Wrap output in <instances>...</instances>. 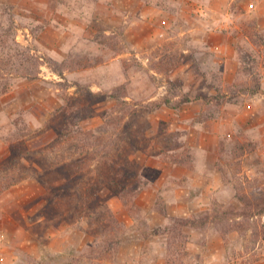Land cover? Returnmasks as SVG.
<instances>
[{"label":"rangeland","instance_id":"rangeland-1","mask_svg":"<svg viewBox=\"0 0 264 264\" xmlns=\"http://www.w3.org/2000/svg\"><path fill=\"white\" fill-rule=\"evenodd\" d=\"M0 92V264H264V214L163 232L264 188V0H0ZM115 94L134 136L122 170L140 179L129 205L89 197L95 170L69 175L88 147L53 145L76 127L118 136ZM79 178L67 207L56 191Z\"/></svg>","mask_w":264,"mask_h":264},{"label":"trees","instance_id":"trees-1","mask_svg":"<svg viewBox=\"0 0 264 264\" xmlns=\"http://www.w3.org/2000/svg\"><path fill=\"white\" fill-rule=\"evenodd\" d=\"M35 61V57L32 56L26 57L25 59V63L28 62L30 64H37ZM61 65L62 64H59V66L54 68L58 73H62ZM24 72L23 76L26 77H34L35 75L33 67L28 64ZM3 87L4 88L2 89H4L3 91L5 92L7 86L4 85ZM112 97L116 98L117 105L104 115V125L109 129V131L112 130L111 127H121L118 136L113 134H110L109 136L104 133H99L98 136L96 133L91 131L85 132L81 130V128L76 127L75 129H71L67 132H61L60 139L54 142L53 145L57 143H64L68 152L78 148V153L80 152L79 150L84 151V148L88 147L86 148V157L79 158L77 160L71 159L64 163V166L69 171V175L71 177H82L85 174L86 169L89 172H93L95 170V178L90 179L89 182L88 178H84L85 186L83 185V188L88 189L87 194L90 195L89 197L93 196L100 187H107L116 193L125 205H129L130 202L133 203V197L136 195L140 179L139 176H135L128 170L122 169L125 166H129V162L126 159V153L128 151V147L133 144L132 139L134 136L131 131L130 120H122L123 115L112 113L113 110L121 109L122 104L118 94H115ZM225 97L226 93L223 92L222 94L218 93L209 95L205 100L206 102L221 104L226 100ZM182 101H188V98L183 97ZM170 103L171 98L165 97L161 100V102H155L149 110L156 109L162 104L168 105ZM80 179L81 178L75 182L72 188L58 189L56 191V199H59V201L67 205V207H71L72 203H79L83 201L81 193L77 194L76 200H73V198L69 196L71 189L77 190V187L80 186ZM54 196L55 195L51 193V199ZM236 197L242 203L239 210H235L232 206H229L226 209H221L220 206L214 205L210 210H206L198 214H193L188 217H175L172 222L163 227V232L176 238L180 229L183 227L204 228L208 225L215 224L217 228L220 229L219 225L225 220H228L234 213H236L237 216L240 215L244 217L245 219L253 217L255 214H264V188L261 189L260 187H254L249 194H236ZM156 203V210L162 214H166L164 206L160 205L158 200ZM106 213L110 218L109 221L119 226L120 223L113 218L112 214L109 211H106ZM113 230L114 232H117L115 231V228H112L111 231ZM116 237L117 233L109 239L105 247L106 249H110L113 247L114 243L118 242Z\"/></svg>","mask_w":264,"mask_h":264}]
</instances>
